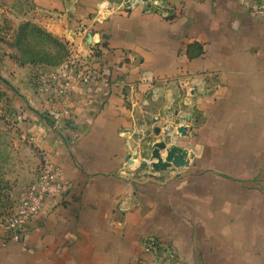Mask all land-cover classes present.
Wrapping results in <instances>:
<instances>
[{"label": "crops", "instance_id": "0c3cea01", "mask_svg": "<svg viewBox=\"0 0 264 264\" xmlns=\"http://www.w3.org/2000/svg\"><path fill=\"white\" fill-rule=\"evenodd\" d=\"M32 1L91 78L71 73L57 120L42 93L26 106L69 190L0 237V264H144V237L186 264H264V20L240 0ZM160 142L188 166L154 171Z\"/></svg>", "mask_w": 264, "mask_h": 264}, {"label": "rangeland", "instance_id": "374dc122", "mask_svg": "<svg viewBox=\"0 0 264 264\" xmlns=\"http://www.w3.org/2000/svg\"><path fill=\"white\" fill-rule=\"evenodd\" d=\"M108 1L114 9H149L156 0ZM72 55L69 44L47 24L32 0H0V237L18 219L24 192L43 163L27 133L26 106L41 93L39 80L58 73ZM178 133L183 135L184 130ZM256 182L262 186L264 181ZM263 189L257 192L264 195Z\"/></svg>", "mask_w": 264, "mask_h": 264}, {"label": "built area", "instance_id": "2783aa9c", "mask_svg": "<svg viewBox=\"0 0 264 264\" xmlns=\"http://www.w3.org/2000/svg\"><path fill=\"white\" fill-rule=\"evenodd\" d=\"M141 3L137 0L136 3ZM252 17L264 20V1L240 0ZM71 56V60L62 66L56 74H47L39 82V89L52 103L50 115L57 120L61 114L58 111L61 101H64L71 93L73 78L71 73L76 72L84 83H87L91 75L79 61ZM43 163L37 179L25 190L21 211L18 219L11 225L9 233L5 236L15 241H20V229L29 221L35 219L45 209L47 202L66 194L69 185L62 180L60 168L55 166L46 155H42ZM144 264H186L171 246H162L154 237L142 239Z\"/></svg>", "mask_w": 264, "mask_h": 264}, {"label": "water", "instance_id": "95a60500", "mask_svg": "<svg viewBox=\"0 0 264 264\" xmlns=\"http://www.w3.org/2000/svg\"><path fill=\"white\" fill-rule=\"evenodd\" d=\"M183 130H180V132ZM155 132L157 134L160 133L159 129H156ZM165 151L166 156L163 157L162 153ZM187 152H185L183 149L173 146L172 148H168L167 144L164 142H160L155 144L151 159L152 161H155L152 164V168L154 171H165L172 166L176 168H182L188 166L187 162ZM148 165L146 163H143L141 165V168H146Z\"/></svg>", "mask_w": 264, "mask_h": 264}]
</instances>
